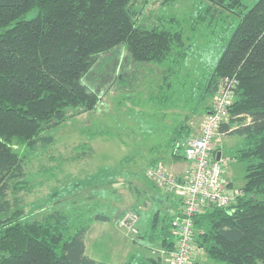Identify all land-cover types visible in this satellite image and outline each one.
Segmentation results:
<instances>
[{
  "label": "trees",
  "instance_id": "16d2710c",
  "mask_svg": "<svg viewBox=\"0 0 264 264\" xmlns=\"http://www.w3.org/2000/svg\"><path fill=\"white\" fill-rule=\"evenodd\" d=\"M137 1L0 0V264H106L86 253L85 236L94 221H108L107 214L72 223L63 211L54 210L42 220L24 219L23 207L11 200L25 181L14 142L31 147L50 143L53 137L43 133L64 122L69 108L95 109L102 93L122 78L113 76L103 89L93 84L89 72L100 66L101 54L120 45L127 49L121 62L126 73L129 60L167 63L168 73L177 78L189 47L185 31L172 24L138 27ZM209 1L237 13L240 21L212 71L191 83L189 97L195 99V111L203 108L206 115L214 100L204 104L220 82L228 76L237 79L220 130L242 137L230 157L244 163L245 181L230 208L213 205L195 214L194 245L215 262L264 264V0L249 8L242 0ZM108 75L112 72L104 78ZM169 79L162 82L163 92L172 87ZM190 136L187 126L173 129L167 141L173 156L184 158L179 151ZM161 212L157 209L141 237L170 254L176 247L174 216ZM125 264L164 261L144 257Z\"/></svg>",
  "mask_w": 264,
  "mask_h": 264
},
{
  "label": "rangeland",
  "instance_id": "374dc122",
  "mask_svg": "<svg viewBox=\"0 0 264 264\" xmlns=\"http://www.w3.org/2000/svg\"><path fill=\"white\" fill-rule=\"evenodd\" d=\"M255 1L242 0L248 8ZM134 8L138 27L172 24L174 29L185 31V43L189 47L186 60L177 68V78L168 73L167 63L129 60L126 64L130 71L126 73L125 64L121 63L128 57L124 45L101 54L97 58L100 66L96 64L89 72L93 84L105 89V81L109 82L113 76L119 75L122 80L104 90L95 109L69 108L64 122L43 133L53 137L50 143L40 142L31 147L15 140L14 148L24 163L25 181L21 182L18 193L11 195V200L23 207L25 220H42L54 210L63 211L72 223L105 213L110 219L94 221L86 233L91 257L120 264L128 257L130 261L151 253L168 264L170 254L158 243L152 244L144 238L145 245H152L146 249L139 242L157 209L163 211L161 214L165 210L172 213L166 197L176 190L154 186L146 173L153 161L149 160L158 156L162 159L158 163L175 174L168 163L174 156L167 150L165 139L179 124L191 129V136L200 134L205 113L203 108L194 109L195 99L189 97L192 85L212 71L240 16L209 0H138ZM109 56L112 58L107 59ZM110 72L112 76L104 78ZM166 76L172 87L163 92L161 86ZM215 97L216 94L204 105H211ZM221 137L220 149L223 139L227 144L223 174L226 170L235 184L240 183L245 179V165L230 154L241 146L242 137L226 134ZM183 152L181 147L179 154ZM178 160L188 162L181 156ZM116 183L119 187L113 189L111 184ZM139 188L142 192L137 191ZM144 191L151 192L156 201ZM228 191L234 192L229 186ZM127 213L137 215L134 223L137 232L121 224ZM191 264L227 263L215 262L199 249Z\"/></svg>",
  "mask_w": 264,
  "mask_h": 264
},
{
  "label": "built area",
  "instance_id": "2783aa9c",
  "mask_svg": "<svg viewBox=\"0 0 264 264\" xmlns=\"http://www.w3.org/2000/svg\"><path fill=\"white\" fill-rule=\"evenodd\" d=\"M237 79L228 76L220 84L214 100L213 109L205 115L201 132L190 136L183 143L184 158L190 163L186 170V180L173 174L162 163H154L147 168V176L155 186L175 188L183 196V212L173 220V230L176 235V247L168 257V264H191L195 250L194 245V216L208 206L230 208L241 190L228 191V181L223 174V158L217 159V152L222 141L220 130L226 121L229 105L235 95ZM185 180V181H184ZM135 213H127L121 220L134 232L137 228Z\"/></svg>",
  "mask_w": 264,
  "mask_h": 264
},
{
  "label": "crops",
  "instance_id": "0c3cea01",
  "mask_svg": "<svg viewBox=\"0 0 264 264\" xmlns=\"http://www.w3.org/2000/svg\"><path fill=\"white\" fill-rule=\"evenodd\" d=\"M168 138H169V136L165 139V141H166V144H165V146H166V148H167V141H168ZM223 142H224V144H225V147H224V144H223V146H222V149H219V151H221V157L223 158V156H224V150L227 148V144H226V142L224 141V139H223ZM167 150H168V148H167ZM234 149H232L231 150V152L233 151ZM180 157H173V161L172 162H168L169 163V165H172L173 166V168L175 169V175H177L178 177H182V180L183 179H185L183 176L185 175V177H186V174H185V171L187 170V168L189 169V166H190V163L189 162H181V161H179L178 159H179ZM177 161H176V160ZM183 159H185V158H183ZM153 160V161H152ZM162 159L161 158H159L158 156L157 157H153V158H151L149 161H152V163L154 162V163H158L159 161H161ZM153 163V164H154ZM150 166V165H149ZM167 167H168V165H167ZM224 170H225V168H224ZM174 172V171H173ZM224 176L227 178V180H228V186H229V189L232 191H235V190H240L241 188H238V186L239 187H242L243 186V184H244V180L245 179H241V181H240V183H237V184H235L234 182H233V179H231V177H228L227 176V174H226V170L224 171ZM245 175V174H244ZM242 180H243V183H242ZM114 188L113 189H117L118 187H119V184H111ZM107 186H110V185H107ZM155 186V185H154ZM111 187V186H110ZM156 188H158L159 189V187H156ZM161 189V188H160ZM142 189H138L137 191L138 192H142L141 191ZM164 190V189H163ZM145 192H147L148 194H150V197L154 200V201H156V198L151 194V192H148V191H144V193ZM165 191H163L162 192V194L164 193ZM174 192H176L177 194H175ZM170 193H173V194H169L167 197H166V199H167V201L168 202H170L171 203V207H170V209H172L171 210V212L173 213V218H175L176 216H178L180 213H181V210H182V206H183V196H182V194L180 193V191H178L177 189L176 190H174L173 192L171 191ZM144 238H141V240L139 241L141 244H142V246H144V247H146V249L147 248H150V247H152V245H149V244H146L145 245V240H143ZM85 243H86V253L88 254V252H87V235H86V237H85ZM161 247V246H160ZM154 248V247H153ZM197 250H198V252H199V248L198 247H196L195 246V250H194V253L195 252H197ZM155 251V249H153V252ZM194 253H193V255H194ZM89 255V254H88ZM90 256V255H89ZM139 257H141L140 255H139ZM147 257H153V258H158V256H156V254H149V255H147ZM93 258V257H92ZM133 258H138V257H136V256H134ZM128 259H129V257H128ZM126 260V261H123L122 263H120V264H125L127 261H129V260ZM140 259V258H139ZM97 261H99V262H104V261H102V260H99V259H96ZM106 264H117V263H115V262H105Z\"/></svg>",
  "mask_w": 264,
  "mask_h": 264
},
{
  "label": "water",
  "instance_id": "95a60500",
  "mask_svg": "<svg viewBox=\"0 0 264 264\" xmlns=\"http://www.w3.org/2000/svg\"><path fill=\"white\" fill-rule=\"evenodd\" d=\"M217 159H218V160L221 159V151H218V152H217Z\"/></svg>",
  "mask_w": 264,
  "mask_h": 264
},
{
  "label": "clouds",
  "instance_id": "9594fccd",
  "mask_svg": "<svg viewBox=\"0 0 264 264\" xmlns=\"http://www.w3.org/2000/svg\"><path fill=\"white\" fill-rule=\"evenodd\" d=\"M241 190V189H240Z\"/></svg>",
  "mask_w": 264,
  "mask_h": 264
}]
</instances>
